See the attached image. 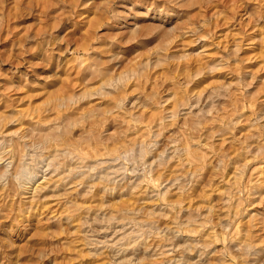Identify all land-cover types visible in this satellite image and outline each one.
Masks as SVG:
<instances>
[{"label": "rangeland", "instance_id": "obj_1", "mask_svg": "<svg viewBox=\"0 0 264 264\" xmlns=\"http://www.w3.org/2000/svg\"><path fill=\"white\" fill-rule=\"evenodd\" d=\"M0 264H264V0H0Z\"/></svg>", "mask_w": 264, "mask_h": 264}, {"label": "bare ground", "instance_id": "obj_2", "mask_svg": "<svg viewBox=\"0 0 264 264\" xmlns=\"http://www.w3.org/2000/svg\"><path fill=\"white\" fill-rule=\"evenodd\" d=\"M44 188V187H43Z\"/></svg>", "mask_w": 264, "mask_h": 264}]
</instances>
